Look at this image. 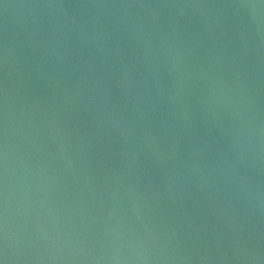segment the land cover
Here are the masks:
<instances>
[{"label": "water", "instance_id": "95a60500", "mask_svg": "<svg viewBox=\"0 0 264 264\" xmlns=\"http://www.w3.org/2000/svg\"><path fill=\"white\" fill-rule=\"evenodd\" d=\"M0 264H264V0H0Z\"/></svg>", "mask_w": 264, "mask_h": 264}]
</instances>
